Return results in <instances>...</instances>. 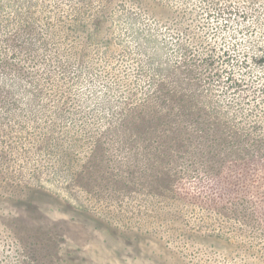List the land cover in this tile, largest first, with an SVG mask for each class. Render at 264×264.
<instances>
[{
	"label": "rangeland",
	"instance_id": "rangeland-1",
	"mask_svg": "<svg viewBox=\"0 0 264 264\" xmlns=\"http://www.w3.org/2000/svg\"><path fill=\"white\" fill-rule=\"evenodd\" d=\"M119 48L208 98L211 132L118 124ZM0 264H264V0H0Z\"/></svg>",
	"mask_w": 264,
	"mask_h": 264
},
{
	"label": "trees",
	"instance_id": "trees-1",
	"mask_svg": "<svg viewBox=\"0 0 264 264\" xmlns=\"http://www.w3.org/2000/svg\"><path fill=\"white\" fill-rule=\"evenodd\" d=\"M168 9L172 8L168 7ZM176 11L180 10L174 9L172 13L176 14ZM189 13H191V11ZM186 15L188 14H186L185 11L177 13V16H180L183 20L184 26L181 30L188 34H194L192 27L188 26V18ZM72 28L76 29L74 26H72ZM80 28L81 26L78 25V29ZM192 46H194V44ZM127 52L125 48H119V51L111 61L106 59L109 65L104 66L105 75H101L105 88L103 89V94L101 93L100 101L103 104L108 102H113L115 104L121 102L120 105H122L121 110L123 113H121L122 117L121 120H118V124L130 125L131 133L136 136H157L159 139H161L162 136H171L176 139L190 137L191 135L201 137L211 132L212 126L208 123L210 122V118L204 115L207 109L204 110L201 105L197 104L204 101L211 102L208 98L202 100V98L196 97L197 93L192 95L176 88L173 89L174 87L170 88L172 84L180 83L182 79L178 77H168L165 74L161 78L149 77L148 81H146V78L141 75H145L146 77L149 76L147 71L150 65H147V60L144 58H131L130 54H127ZM130 60H132L133 63H130ZM160 62L162 64L161 66H156L154 62H151V64L161 70L164 68V62ZM211 64H213V62ZM219 71V68L210 69V71H206L205 77L199 78V81H197V84L201 87L199 92H208L205 91L203 86L209 84L208 82L202 84L200 81H212L218 78ZM232 80L236 84H239V86L244 85L246 82L245 79L233 78ZM194 104L198 106L196 107ZM169 109H179L180 114L184 113L181 116L189 119H186L184 122L179 119L180 116H170L171 114L169 113L171 112H169ZM212 132L214 133L215 131L212 130ZM212 174H214V177L221 175L218 171L210 172L209 176H212ZM245 177L248 178V181L241 182L243 184H251L250 173ZM156 178L160 184L158 190H160V192H167L169 187L166 177L157 174ZM236 182L240 181L238 180Z\"/></svg>",
	"mask_w": 264,
	"mask_h": 264
}]
</instances>
